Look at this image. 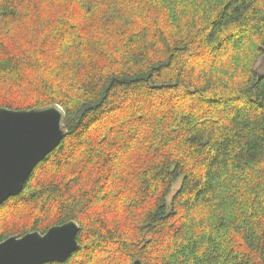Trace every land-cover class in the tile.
I'll return each mask as SVG.
<instances>
[{
	"label": "trees",
	"instance_id": "16d2710c",
	"mask_svg": "<svg viewBox=\"0 0 264 264\" xmlns=\"http://www.w3.org/2000/svg\"><path fill=\"white\" fill-rule=\"evenodd\" d=\"M264 0H0V108L67 137L0 237L80 225L46 264H264Z\"/></svg>",
	"mask_w": 264,
	"mask_h": 264
},
{
	"label": "water",
	"instance_id": "95a60500",
	"mask_svg": "<svg viewBox=\"0 0 264 264\" xmlns=\"http://www.w3.org/2000/svg\"><path fill=\"white\" fill-rule=\"evenodd\" d=\"M40 113H55V134L44 135L38 144L24 142L22 133L36 127L37 122L26 119ZM66 114L59 105H51L31 110L18 111L6 107L0 108V206L12 197L18 196L34 169L51 154L67 137L65 124ZM71 225L73 231L70 238L62 240L55 246L42 244L50 233H61ZM80 225L70 221L50 228L45 234L28 233L22 237L12 236L0 243L20 245L12 252L8 249L0 251V264H46L65 262L68 257L79 250L78 234ZM134 264H141L139 260Z\"/></svg>",
	"mask_w": 264,
	"mask_h": 264
},
{
	"label": "snow or ice",
	"instance_id": "6c2138e0",
	"mask_svg": "<svg viewBox=\"0 0 264 264\" xmlns=\"http://www.w3.org/2000/svg\"><path fill=\"white\" fill-rule=\"evenodd\" d=\"M26 119L34 120L37 122L36 127L30 130L27 133H22V137L24 142L27 144H38L41 137L44 135L55 134V121L57 119L55 113H40L35 117H29ZM73 229L71 225L67 226L61 233H50L47 238L41 241L42 244L55 246L60 243L62 240H67L70 238V234ZM0 241H2V237H0ZM20 245H12V244H3L0 245V251L8 249L9 252L14 251L19 248Z\"/></svg>",
	"mask_w": 264,
	"mask_h": 264
},
{
	"label": "rangeland",
	"instance_id": "374dc122",
	"mask_svg": "<svg viewBox=\"0 0 264 264\" xmlns=\"http://www.w3.org/2000/svg\"><path fill=\"white\" fill-rule=\"evenodd\" d=\"M258 72L259 74H264V58L258 64Z\"/></svg>",
	"mask_w": 264,
	"mask_h": 264
},
{
	"label": "bare ground",
	"instance_id": "6f19581e",
	"mask_svg": "<svg viewBox=\"0 0 264 264\" xmlns=\"http://www.w3.org/2000/svg\"><path fill=\"white\" fill-rule=\"evenodd\" d=\"M66 124V123H65Z\"/></svg>",
	"mask_w": 264,
	"mask_h": 264
}]
</instances>
